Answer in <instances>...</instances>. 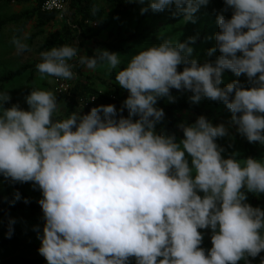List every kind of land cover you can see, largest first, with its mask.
I'll return each mask as SVG.
<instances>
[{"label":"clouds","instance_id":"9594fccd","mask_svg":"<svg viewBox=\"0 0 264 264\" xmlns=\"http://www.w3.org/2000/svg\"><path fill=\"white\" fill-rule=\"evenodd\" d=\"M207 3L149 0L141 13L175 7L191 20ZM224 3L232 11L230 18L217 14L208 50L219 51L214 62L198 63L189 43L175 39L139 46L126 60L101 48L83 55L77 44L40 52L41 77L71 80L77 63L116 70L128 92L119 110L102 104L81 114L82 105L54 118L60 104L52 91L31 87L27 110L5 108L11 98L0 92V175L40 190L42 234L39 225L33 230L47 264H250L248 257L264 251V210L246 202L247 192L264 193V159L223 157L216 140L227 128L204 115L179 124V141L156 131L164 117L158 98L174 101L170 89L189 90L192 102L222 101L237 131L264 145V0ZM26 39L12 38L17 55L28 49ZM226 69L245 75L249 86L234 80L221 87ZM20 198L15 192L12 203ZM13 223L9 218V238ZM198 229L211 230L207 251Z\"/></svg>","mask_w":264,"mask_h":264},{"label":"rangeland","instance_id":"374dc122","mask_svg":"<svg viewBox=\"0 0 264 264\" xmlns=\"http://www.w3.org/2000/svg\"><path fill=\"white\" fill-rule=\"evenodd\" d=\"M100 5L105 10V15L98 24H107V27L97 31L98 24L84 25L75 28L69 37L68 44L76 45L80 49V54L88 55V52H94L95 49H107L112 52L121 54V58L126 60L127 55L133 53L139 46L158 44L164 39H175L180 42H189L193 51L191 58H195L198 63L209 56H218L219 51H214L208 55V50L215 47L214 34L219 31L216 23L217 14H223L226 18L231 16V8L224 11L226 5L224 0H208L207 5L201 6L193 19L185 20L184 14L177 12L175 7L171 10L153 11L148 8L146 12L141 13L142 7H147L149 0H126L123 8L109 6L105 0H99ZM33 2L17 4L15 2L7 3L0 0V21L12 14L22 12L33 6ZM173 13H176L173 15ZM64 18L59 16L55 21L38 27L35 20L31 21L21 33L17 32V25L7 24L0 29V76L4 73L15 70L20 66L32 64L41 61L40 52L48 50L43 47L48 35L63 27ZM27 35L24 41L28 49L17 55L16 49L12 44V38L23 37ZM189 38H192L191 40ZM108 44H119L122 46H131L128 52H120L108 47ZM75 63V61H71ZM74 77L71 80H64L54 76L41 77L38 71L30 72V69L22 76L17 77L3 86V91H8L10 100L5 103L4 107H11L12 104H19L25 110L28 109L25 97L30 93L31 87L52 91L55 94L66 92L69 88L76 86L79 82L94 85L97 88H103V81H112L115 71L108 72L106 67L98 66L96 70H89L85 66L75 64L72 69ZM91 77V79H87ZM239 80L244 87L249 86L245 75L237 77L232 72L223 71L222 84L231 83ZM1 88V84H0ZM125 90V89H124ZM127 91V90H126ZM191 91L177 93L175 99H184L190 101ZM80 113L84 114L85 102L82 97L77 98ZM198 105H202L206 116L213 121V125L223 123L227 128L228 134L219 137L216 140L218 146L223 148L221 155L225 158L235 154L236 159L243 160L250 155L245 150L246 137L237 131V126L231 122V111L222 101H213L208 98H201ZM60 109L54 114L56 118H62L66 115L65 99H61ZM182 122L191 123L197 116L188 111L182 112ZM178 129L179 141L183 137L182 130ZM259 159H264V145L259 142ZM187 155V153H186ZM253 157V156H251ZM254 158V157H253ZM189 164L191 160L189 157ZM34 189L32 182H11L0 175V208L13 207L23 203L24 198L20 195L19 200H15L14 193L23 192L31 194ZM202 195V193H201ZM250 204L249 200H246ZM262 210L264 207L257 205ZM256 206V207H257ZM42 210L31 215L28 212L14 211L9 214H0V264H47V261L38 252L40 240L33 230L34 225L43 226ZM9 218L14 220L12 225V235L10 239L5 235L8 231ZM203 234L200 247L206 251L211 248V230L198 229ZM249 260V257L247 258ZM130 264H135L134 258H131ZM237 264H245L244 260L238 261Z\"/></svg>","mask_w":264,"mask_h":264},{"label":"trees","instance_id":"16d2710c","mask_svg":"<svg viewBox=\"0 0 264 264\" xmlns=\"http://www.w3.org/2000/svg\"><path fill=\"white\" fill-rule=\"evenodd\" d=\"M7 3L15 2L17 4L33 2V6L29 9H26L22 12L12 14L11 16L4 18L0 21V29L7 24L17 25V32L21 33L24 28L33 20L37 22L38 27H43L49 23L55 21L60 15L59 10H45L43 5L46 0H4ZM68 2V8L66 12L62 13L64 18L63 27L59 30L51 32L46 38L43 47L50 49L53 46H60L62 44H68L69 37L75 28L89 25V24H98L105 15L104 8L100 5L99 0H66ZM126 0H105V2L116 8H123ZM107 27V24H98L97 33L103 31ZM189 43V42H188ZM110 49L128 52L131 46H122L119 44H108ZM88 55H93L92 52H88ZM216 56H209L199 63H204L205 61L214 62ZM41 62L37 61L32 64H26L20 66L15 70H10L0 76V92L3 91V85L6 82H9L17 77L22 76L29 69L30 72L38 71L36 65ZM183 65L178 66V70H182ZM226 72H231L230 70H224ZM115 76H112L111 79L115 80ZM91 79V77H87ZM103 88H97L94 85L79 82L76 86L69 88L66 92L61 94H55L57 96L58 102L61 99H65L66 103V115H70L72 112L77 111L78 100L77 98L82 97L85 102L84 114L87 113L92 107L98 105L113 104L118 110L122 108L123 101L126 99L128 92L121 88L115 82L103 81ZM189 91V90H176L170 89L171 95L174 97L177 93ZM94 97V98H93ZM157 107L162 108L164 112L163 119L156 125V131L161 130L169 134H175L176 139L178 138V129L177 127L182 122V112L188 111L194 113L197 117L204 115L208 120H210L203 109L202 105L193 103L184 99H174V101H169L167 97H161L157 100ZM122 114L127 116V109H123ZM56 118V117H54ZM135 119V118H134ZM196 120L193 119L191 123ZM212 123L213 121L210 120ZM258 142H249L247 139L245 141V150L250 156H253L256 159H259V144ZM20 195L24 198V201L20 205L13 207H3L0 208V214H9L14 211L28 212L31 215H35L41 211V207L38 204V199L41 198L42 194L38 188H34L31 194H26L19 191ZM247 199L253 207H256L258 204L264 207V193L256 194L247 192ZM25 198L28 200L25 203ZM10 239V238H8ZM264 257V251H262L255 258L249 257L250 264H260L261 258Z\"/></svg>","mask_w":264,"mask_h":264},{"label":"built area","instance_id":"2783aa9c","mask_svg":"<svg viewBox=\"0 0 264 264\" xmlns=\"http://www.w3.org/2000/svg\"><path fill=\"white\" fill-rule=\"evenodd\" d=\"M68 2L66 0H46L43 8L45 10H59L62 13L66 12V9L68 8Z\"/></svg>","mask_w":264,"mask_h":264}]
</instances>
